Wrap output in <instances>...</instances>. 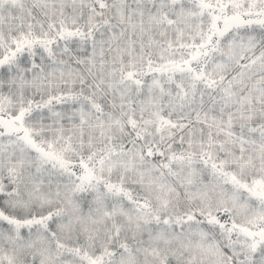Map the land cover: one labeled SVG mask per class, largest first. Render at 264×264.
Masks as SVG:
<instances>
[{
  "label": "snow or ice",
  "instance_id": "obj_1",
  "mask_svg": "<svg viewBox=\"0 0 264 264\" xmlns=\"http://www.w3.org/2000/svg\"><path fill=\"white\" fill-rule=\"evenodd\" d=\"M0 264H264V0H0Z\"/></svg>",
  "mask_w": 264,
  "mask_h": 264
}]
</instances>
